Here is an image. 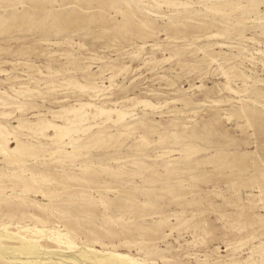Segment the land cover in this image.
Wrapping results in <instances>:
<instances>
[{
  "label": "rangeland",
  "instance_id": "rangeland-1",
  "mask_svg": "<svg viewBox=\"0 0 264 264\" xmlns=\"http://www.w3.org/2000/svg\"><path fill=\"white\" fill-rule=\"evenodd\" d=\"M0 264H264V0H0Z\"/></svg>",
  "mask_w": 264,
  "mask_h": 264
},
{
  "label": "bare ground",
  "instance_id": "bare-ground-1",
  "mask_svg": "<svg viewBox=\"0 0 264 264\" xmlns=\"http://www.w3.org/2000/svg\"><path fill=\"white\" fill-rule=\"evenodd\" d=\"M184 3V2H183ZM181 4V3H180ZM56 128V127H55ZM64 130V129H63ZM67 132V131H66Z\"/></svg>",
  "mask_w": 264,
  "mask_h": 264
}]
</instances>
